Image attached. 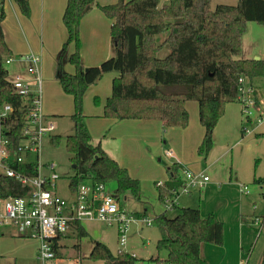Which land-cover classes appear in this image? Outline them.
I'll return each instance as SVG.
<instances>
[{"label":"trees","instance_id":"16d2710c","mask_svg":"<svg viewBox=\"0 0 264 264\" xmlns=\"http://www.w3.org/2000/svg\"><path fill=\"white\" fill-rule=\"evenodd\" d=\"M14 1L24 15H30L29 0ZM94 7L112 20L111 36L116 53L99 65L85 69L81 65L79 28L82 18ZM5 17L2 7L0 106L7 103L13 108L3 123L6 137L17 147L23 138L27 102L14 92L7 79L9 72L5 65L13 54L5 40ZM249 21L264 24V0H239L236 5L218 4L214 9L210 8V0H166L162 6L160 0H117L106 5L96 0H67L63 23L68 36L59 54L58 78L64 92L72 95L75 102L74 132L66 141V150L71 154L76 171L70 178L69 189L76 191L81 183L89 180L105 185L114 182V193L119 198L130 192L140 199L139 180L110 157L100 143H92L84 120L82 104L88 86L110 71L119 74L112 80L104 117L159 119L165 127L185 128L189 122L185 103L194 100L205 130L198 152L208 155L226 104L238 102V78L244 75L253 84L257 79H264L263 59L239 58ZM160 36H163L161 40ZM71 45H74L72 52ZM163 50L168 53L160 57ZM66 61L74 67V73L64 71ZM59 139L58 135L52 137L54 143ZM25 168L16 166L21 171ZM183 169L182 165L175 164L169 169V182L157 186L160 202L172 197L174 190L182 186ZM28 174L35 175V171L30 170ZM253 183L264 189V177L254 178ZM29 190L15 178L0 176V199L25 195ZM262 195L264 197V192ZM259 217L258 232L264 226V214ZM154 221L160 230L156 244L158 255L150 259L154 264H210L201 256V245L224 244L223 223L213 214L202 216L199 207H182L175 217L163 211ZM74 231V234H59L54 239L56 257L61 256L64 247L60 241L72 236L77 238L75 247L80 252L79 240L87 231L79 223ZM162 251L166 252L165 258L160 257ZM89 258L103 264H135L137 260L123 250L113 253L100 241L93 242ZM260 264H264V250Z\"/></svg>","mask_w":264,"mask_h":264},{"label":"rangeland","instance_id":"374dc122","mask_svg":"<svg viewBox=\"0 0 264 264\" xmlns=\"http://www.w3.org/2000/svg\"><path fill=\"white\" fill-rule=\"evenodd\" d=\"M106 3H113L117 0H102ZM239 0H210V8L214 9L218 4H230L235 5ZM166 2V0H160V6ZM15 4V3H13ZM30 5V0H29ZM37 5L33 7L35 8V15H33L31 19V33L35 39L38 41L42 40V43L45 46L49 45V41L53 39L54 34L59 35V26L52 27L51 32H45L41 34V27L43 26L41 23V19L39 17V12L36 9ZM31 9V5H30ZM5 12V21L4 23L12 29L18 28L17 18L9 7L4 9ZM49 12H47L48 16ZM45 17L44 22V30L49 29V22ZM28 17V16H27ZM21 22V20H20ZM249 30L246 31L245 42L249 44V47L257 51L261 58H264V24H260L257 22L249 21L248 22ZM24 31L26 32V27L23 26ZM62 29L64 32L67 31L62 24ZM247 30V28H246ZM245 32V33H246ZM50 34L52 36H50ZM111 35V29L110 34ZM91 30L89 28H83L80 25L79 28V38H80V54L81 49L83 47L89 48L88 44L91 43ZM112 37V36H111ZM163 36H160L159 40H161ZM83 46V47H82ZM73 48L72 45L70 49ZM61 49L53 58V70L52 73L49 71L48 73L44 72V89L42 94V102L44 110L46 113L50 115L53 123L56 126V129L52 133H47L43 140L42 147V161L43 162H54L56 164V173L60 176V179L57 181L58 185V194L65 198H72L73 195L69 191V181L71 177L75 176V168H73V164L71 163V154L66 150V141L68 136L72 135L74 132V122L72 120V115L75 112V102L72 95H69L64 92L57 78V68L59 61V54ZM241 50L242 56L245 53ZM168 51L163 50L160 53V57H165ZM14 56V55H13ZM88 60V59H87ZM85 61L81 58V65L83 66ZM86 65V64H85ZM97 65V64H96ZM44 66V65H43ZM6 69L9 74L7 79L9 81L12 80V69L14 67L13 64H6ZM88 66L85 67L87 69ZM44 68V67H43ZM64 71H74L73 66L67 61L64 62ZM45 71V70H44ZM51 73V74H50ZM116 71L106 72L101 79H99L94 84L88 86L84 96H83V104L82 111L83 114L94 116L97 113L104 112V105L107 100V97L111 94L112 90V79L115 78ZM186 109L189 113V122L185 128L174 126L169 127L172 129V132H175L178 137L179 146L173 147L169 145V143L164 145V151L160 156H155L153 159L148 157L146 154L144 158L138 157L136 160L130 161V157H127V154L122 153V160L125 164L130 165L131 171L134 173L135 177L139 179V187H140V199H136L130 192L125 193L120 196V206L128 213H138L140 214L141 219H150L153 223L151 226H147L142 221L139 223H132L129 231H128V239L125 246H121L119 242V230L117 223L107 224L106 222L101 221H84L82 226L86 229L87 235L82 237L79 240V246L81 248L80 252L75 247L77 243V238L72 236L70 238H66L60 241L61 245L64 247L61 249V256H58L53 263L54 264H103L100 260L90 259V248L94 241H100L106 244L113 253H118L119 250L126 251L128 253L133 254L137 260L135 264H154L151 261V258H155L158 255L156 244L158 239L160 238V230L158 225L155 223V216L164 211V207L162 202H160L158 197V184L163 182L161 180V175L159 174V169L157 166L164 168V170L168 168H173L175 164H177L176 158H171L166 156L165 149H171L175 156H178L180 153H183L187 159V161L194 162L201 168L208 167V174L214 181L221 182L223 181L221 178L226 177L227 181H229V176L231 175V169L233 170L234 166H239L242 170L247 173L251 178V180L247 181L245 178L243 182L247 183L250 188V194L242 195V201L244 200V213H247L244 216V220H242V231L234 228L228 222V226L224 230V244L222 246L211 245L214 248H220L216 253L212 252L210 254V258L212 264H260L263 250H264V226L260 232H258L259 226L253 222V217H259L264 214V197L262 193L264 189L261 186H258L253 183L254 178L264 177V156H259L257 154L258 149L264 150V143L254 144L251 143L246 146V149L243 154H237L234 157L232 149L234 148L233 143L235 142L233 136V128L237 125V120L240 121L241 126L247 125V120L243 116L242 107L239 102H229L225 106V112L223 116L220 118L218 125L214 130V145L208 155L199 154L198 148L196 146H191L187 142H190L193 139V142L196 140L199 141L200 137L204 135V127L199 121V112H198V104L194 100H189L186 102ZM3 108L0 107V115L2 114ZM85 124L86 116H85ZM94 119H89V123ZM93 128L89 133L94 144L98 143V141H102V144L106 145L111 153L115 155H121V146L119 141H115L112 138L113 128L108 130L106 126H103L102 123H92ZM167 128V127H166ZM54 135L60 136L59 142L54 143L52 137ZM263 136V135H258ZM162 139L165 141L167 139V135L162 136ZM202 139V138H201ZM203 140V139H202ZM216 142V143H215ZM202 143V142H200ZM201 145V144H200ZM200 145L198 147H200ZM218 145L216 148L215 146ZM223 145V146H222ZM222 146V147H221ZM173 147V148H171ZM154 150V149H153ZM148 151H146L147 153ZM234 157V159H233ZM258 162V163H257ZM189 164V163H188ZM130 174V170L128 171ZM166 173V172H165ZM158 175V176H157ZM169 173H166L168 177ZM107 188L114 192L116 188V184L114 182L108 183ZM204 189V188H203ZM202 189V190H203ZM200 191H194V195L192 199H189L190 196L181 194L177 199V206L168 211L167 214L169 217H175L181 212V208L185 206H192L189 201H193V206L200 207V203L202 205L210 208V204L205 199H201L200 202L198 196L200 195ZM236 199L238 201L240 199V194L236 192ZM205 195L203 194V197ZM231 198L235 200L234 195L232 197L227 198L226 202H229V206L233 207L234 212L237 209L236 204H231ZM205 200V201H204ZM236 201V203H238ZM197 203V204H194ZM218 203V201H215ZM225 205V206H228ZM0 212H3V205L0 204ZM253 216V217H250ZM3 229V228H2ZM14 234L19 236L16 233V230L12 227ZM6 229L1 230L0 232ZM74 226L71 227L68 233L74 234ZM2 234V233H0ZM227 235V237L225 236ZM21 237V236H19ZM227 238V244L225 245V239ZM239 240V243H238ZM244 243V252L240 249L242 245L240 242ZM30 245L28 243L22 244H10L5 243L3 245L4 251L7 253L5 258H1V264H11L10 262L14 261V257L16 253H21L22 250H26ZM79 252V253H78ZM237 252H243V261L240 263V258L237 259ZM213 253V254H212ZM161 258L166 257V252L160 253ZM37 261V260H36ZM35 264H38V261Z\"/></svg>","mask_w":264,"mask_h":264},{"label":"built area","instance_id":"2783aa9c","mask_svg":"<svg viewBox=\"0 0 264 264\" xmlns=\"http://www.w3.org/2000/svg\"><path fill=\"white\" fill-rule=\"evenodd\" d=\"M12 1L0 0V8ZM13 60L14 57H11L6 63L10 64ZM20 60L29 65L24 72L12 74L10 82L14 92L27 102L26 122L23 138L16 147L6 137L3 123L13 108L7 103L0 106L3 108L0 115V176L15 178L30 190L25 195H10L0 199V204L3 205L0 226L13 227L19 236L37 241L38 264H54L53 261L57 258L54 239L84 221L117 223L119 242L121 246H125L132 223L142 221L151 226L153 222L128 214L120 206V198L105 184L89 180L81 183L76 191L69 189L72 198L58 194L57 181L60 176L56 173L57 166L54 162L42 161L44 137L48 132H54L56 126L47 119L43 109L41 57L29 52ZM256 93L255 84L241 75L238 78L237 101L241 104L247 122L264 121V99ZM166 156L173 157V152L168 150ZM16 166H25L26 172L16 169ZM30 170L35 171V175L28 174ZM209 181V175L203 171L183 169V184L178 190H174L172 197L162 202L164 211H171L177 206L178 196L200 191ZM241 192L249 194V186H242ZM253 222L260 227L261 218L253 217Z\"/></svg>","mask_w":264,"mask_h":264},{"label":"crops","instance_id":"0c3cea01","mask_svg":"<svg viewBox=\"0 0 264 264\" xmlns=\"http://www.w3.org/2000/svg\"><path fill=\"white\" fill-rule=\"evenodd\" d=\"M96 1L100 5L110 4L102 0H96ZM66 2L67 0H30L31 12L28 17L21 12L19 6L15 3L14 0L4 5V9L7 7L12 9L18 21V28H15V29L9 28L4 23L5 20L3 21L5 40H6V43L9 49L12 51V54L14 55L13 56L14 60L10 63V64L14 63V67L11 71L12 74L16 72H24L27 69V66L29 65V63L20 60V58L23 55L29 52L38 54L41 57V72H42L43 89H44V82H45L44 72L48 73L49 71H51L52 73V70L54 68L53 58L58 53V51L62 48L64 42L67 40L68 33L66 34V32H64V30L62 29V24L64 25L63 13L66 7ZM35 5H37L36 9L39 12V17L42 22L41 24L43 25L41 27V34H44L46 31L51 32L52 27H55L57 25L59 26V30H60L59 35L55 34V32H52L54 34V37L53 39L49 41V45L45 47L42 43V40L38 41V39H35L32 36L31 30H30L32 27V25L30 24L31 19L33 15H35V8L33 9ZM47 12H49L48 16H47ZM46 16H47L50 28L44 30V22H45ZM80 25H82L83 28H89V30H91V36H90L91 43L88 44V46H91V47L85 48L82 46L83 49H81V58L83 59V61H85V64H86V65L83 64L84 68L86 66L91 67V66H96V64L99 65L102 61L109 59L115 55L116 50H115L114 42H113L111 35H109L111 25H112V20L106 17V15L98 7H94L88 14H86L82 18ZM23 26L27 28L26 32L24 31ZM246 28H247L246 31H248L249 30L248 23H247ZM246 34L247 32L242 37V51H244L242 53H245V55L243 54L242 56H239V58L257 59V60L263 59L264 60V58L260 57L257 51L252 50L249 47V44L245 42ZM50 36L52 35L50 34ZM72 47L73 48L70 49L71 52L74 49V45H72ZM67 72L74 73V71H67ZM118 74L119 73L117 72L115 77L118 76ZM57 78H58V68H57ZM254 84L257 88L258 96L264 99V79H257L254 81ZM185 106H186V103H185ZM44 113L46 114L47 119L53 122L50 115L46 113V110H44ZM85 116H86V123H87L86 126L90 130H92L93 128L92 123H95V122L102 123L103 126H106V128H108V130H111L113 128L112 138L115 141L120 142L121 155H115L111 153L108 147L105 144L104 145L102 144L101 140L98 141V143L101 144L104 151L110 157L117 160L118 163L122 167H125L128 171L130 170V175L134 178H137V177H135L134 173L131 171L130 165L125 164L123 162L122 153L124 155L127 154V157H130L131 162L132 160H136L138 157L144 158L146 154L151 159H153L155 156H160L159 160H161V154L164 151V145L169 143V145L176 148L179 146L178 139L181 138L182 136L181 135L178 137V135L175 132H172L173 131L172 129H170L169 127L166 128L163 122L159 119H145V118L143 119H123V120L110 119V118L104 117V112H101V111L94 116L87 115V114H85ZM89 119H94V120H92L91 123H89ZM247 123H248L247 125L243 124V126H241L240 121L237 120V125H235V127L232 129L234 132L233 136L235 140V142L233 143L234 148L232 149L234 157L237 154H243L246 149V146L251 143H254V144L264 143V121L260 123H257V122H247ZM204 133H205V130H204ZM164 135H167L168 140L165 141L164 139H162V136ZM258 135H263V136H258ZM203 137L204 135L200 137L201 141H199V136H198V141L196 140V145H195V141L193 142V139H192L190 142L186 143V146L188 144H191V146H196L199 149L198 146L201 144L200 142H202ZM215 147L217 148L218 145H216ZM168 150L172 151L171 149H165V153H164L165 155ZM146 151L148 152L146 153ZM256 152L257 154H259V156H264L263 149H258ZM171 158H176L177 164L182 165L184 169L186 168V169H190L193 171H199L198 169H200L198 165L193 164L194 162L187 161L183 153H180L178 156H175L173 152V157ZM157 169H159L158 175H161V180H163V182L161 183L164 184V183L169 182L170 175L167 177L166 173H169V169L171 170L172 167L164 170V168L157 166ZM200 171H203L206 174H208L207 173L208 167L201 168ZM182 175H183V172L181 173V177ZM242 178H245V180L250 181L252 177H250L247 173H245L242 170V168H240L239 166H234L233 170L231 169V175L229 176V181H227L226 177L224 178L222 177L221 179L223 181L221 182L214 181L210 177V181L207 183V185L205 186L203 190H200L199 192L200 195L198 196L200 202L203 199H205L206 203L208 202L210 204V208H207V206L202 205L200 203L201 206L199 208H200L202 216L206 217L209 214H213L218 220H220L223 223L224 230L228 226V222H231L230 224L232 226L234 225L235 229H237L238 231L239 229H241L242 231L243 230L242 220H244V216L247 215V213H244L243 207L245 204H244V200L242 201V195H248V194L241 192L242 186L248 185L247 183L243 182ZM236 192L240 194L239 201H238V198L236 199V195H237ZM193 193L191 195H188L190 196L189 199L193 198L192 197L194 195ZM203 194L205 195L204 197H203ZM232 195H234L235 200L231 198V202H234L231 204L237 205V209L235 210V212H234L233 207H230L228 205L229 202H226V199L232 197ZM215 201H218V203H215ZM236 201H238V203H236ZM189 202L190 203L188 204H192V206L189 205L190 207H196V206H193V201H189ZM194 204H197V203H194ZM225 205H228V206H225ZM185 207H188V206H185ZM161 212H159L158 214H160ZM133 214L136 215L138 213H133ZM250 217H253V216H250ZM0 227H1V230L6 229L0 232L2 233L0 234V256H2V258H5V255L7 254L4 251V247H3V245L6 242L10 244H17V243L22 244V243L27 242L28 245H30L29 248H27L26 250H22L21 253H16V256L14 257V261L10 263L11 264H35L38 242L35 240L24 238V237L16 236L14 234L13 229H11V227H4V226H0ZM225 236L227 237V235ZM238 243H239V240H238ZM226 244H227V238L225 239V245ZM211 245L213 244L203 243L200 247L201 256L204 259H206L210 264H212V261L210 258L212 249H213V253L215 252L217 253L220 249V248H214ZM240 245H242L240 249L243 251L244 250L243 241L240 242ZM91 248H92V245H91ZM91 248H90V251H91ZM243 252L239 253V255L237 252L236 262L239 257L240 263H242Z\"/></svg>","mask_w":264,"mask_h":264},{"label":"water","instance_id":"95a60500","mask_svg":"<svg viewBox=\"0 0 264 264\" xmlns=\"http://www.w3.org/2000/svg\"><path fill=\"white\" fill-rule=\"evenodd\" d=\"M257 60V59H256ZM73 168H75V165H73Z\"/></svg>","mask_w":264,"mask_h":264}]
</instances>
